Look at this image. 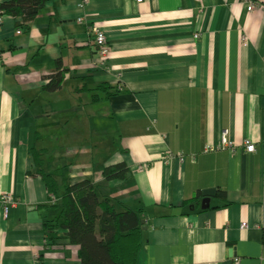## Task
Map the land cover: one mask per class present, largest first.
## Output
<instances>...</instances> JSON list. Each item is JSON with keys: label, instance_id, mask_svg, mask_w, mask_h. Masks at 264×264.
Masks as SVG:
<instances>
[{"label": "crops", "instance_id": "0c3cea01", "mask_svg": "<svg viewBox=\"0 0 264 264\" xmlns=\"http://www.w3.org/2000/svg\"><path fill=\"white\" fill-rule=\"evenodd\" d=\"M1 16L0 194L17 203L0 210V264H80L68 229L45 222L84 180L139 212L137 264H264V0H49L28 21Z\"/></svg>", "mask_w": 264, "mask_h": 264}, {"label": "trees", "instance_id": "16d2710c", "mask_svg": "<svg viewBox=\"0 0 264 264\" xmlns=\"http://www.w3.org/2000/svg\"><path fill=\"white\" fill-rule=\"evenodd\" d=\"M49 0H3L0 2V15L22 17L24 21L32 19ZM65 69L58 62L57 71L44 85L47 91L61 88ZM101 86L109 89L108 84ZM108 91L109 94L117 93ZM35 171L46 183L50 194L59 190L58 180L44 169L42 150L32 149ZM128 171L124 163L105 168L107 179H123ZM133 209L117 211L108 197L98 199L93 182L84 180L66 186L61 198V211L58 219L47 223L67 228L70 240L80 246V264H137L138 253L142 245L141 218Z\"/></svg>", "mask_w": 264, "mask_h": 264}, {"label": "built area", "instance_id": "2783aa9c", "mask_svg": "<svg viewBox=\"0 0 264 264\" xmlns=\"http://www.w3.org/2000/svg\"><path fill=\"white\" fill-rule=\"evenodd\" d=\"M138 2H141L142 0H137ZM255 8V2L253 1H248L247 3V9L248 10H253ZM1 19L2 16L0 15V25H1ZM20 32V31H18ZM94 37H93V43L97 49V52L101 56L103 61H106L112 52V49L108 43V39L106 36V33L104 32L103 29L99 27H95L93 31ZM242 41L244 43L247 42V37L245 35L242 36ZM1 55V54H0ZM222 147L226 148H232L231 145L232 143L229 141L227 138V133L224 132L222 135ZM245 147L246 150L249 152H253L255 150V144L252 143L249 140L245 141ZM208 150H215L217 147L215 146H208ZM140 169L144 168V165L139 166ZM17 200L16 197L13 193L6 192V193H1L0 194V210L3 212L4 216L7 217L13 207L16 206ZM238 262V260H237Z\"/></svg>", "mask_w": 264, "mask_h": 264}, {"label": "water", "instance_id": "95a60500", "mask_svg": "<svg viewBox=\"0 0 264 264\" xmlns=\"http://www.w3.org/2000/svg\"><path fill=\"white\" fill-rule=\"evenodd\" d=\"M214 191H215V189H209V190L204 191V195L207 196V198L204 200V202H207V205L209 202V197L214 194Z\"/></svg>", "mask_w": 264, "mask_h": 264}, {"label": "rangeland", "instance_id": "374dc122", "mask_svg": "<svg viewBox=\"0 0 264 264\" xmlns=\"http://www.w3.org/2000/svg\"><path fill=\"white\" fill-rule=\"evenodd\" d=\"M84 1H86V0H84ZM82 21V17H80V18H78V22H81ZM94 28L95 27H93V29H92V34H93V31H94ZM93 37H94V34H93ZM0 54H1V52H0ZM84 135L82 134V137H83ZM53 170V169H52ZM54 171V170H53ZM54 172H57V171H54ZM65 173H66V171H65ZM60 174H62V172H60Z\"/></svg>", "mask_w": 264, "mask_h": 264}]
</instances>
